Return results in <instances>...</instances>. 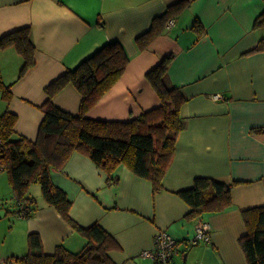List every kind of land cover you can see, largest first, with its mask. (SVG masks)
Wrapping results in <instances>:
<instances>
[{
	"label": "crops",
	"instance_id": "crops-1",
	"mask_svg": "<svg viewBox=\"0 0 264 264\" xmlns=\"http://www.w3.org/2000/svg\"><path fill=\"white\" fill-rule=\"evenodd\" d=\"M263 11L264 0H0V37L29 26L35 47L34 64L21 76L23 57L13 46L0 48V82L10 86L8 101L0 87V113L16 114L15 136L36 139L46 86L105 43L121 42L129 60L87 112L94 119L129 121L160 106L146 73L172 55L166 85L179 87L187 101L162 190L125 165L109 174L78 151L51 168V181L71 201L70 217L82 227L98 223L118 243L109 251L114 263L158 264L142 251L165 230L177 241L173 264H248L242 210L264 205V51H251L264 37V26H254ZM165 12L160 33L140 48L136 37ZM52 101L76 115L81 93L69 83ZM196 177L238 181L230 205L191 214L178 191ZM27 195L35 202L22 216L0 174V264H16L13 257L28 251L29 233L39 235L47 254L59 244L71 251L85 246L86 237L45 202L40 187L31 184ZM200 221L209 223L210 241L191 244Z\"/></svg>",
	"mask_w": 264,
	"mask_h": 264
},
{
	"label": "trees",
	"instance_id": "trees-1",
	"mask_svg": "<svg viewBox=\"0 0 264 264\" xmlns=\"http://www.w3.org/2000/svg\"><path fill=\"white\" fill-rule=\"evenodd\" d=\"M182 4L178 2L174 7ZM168 13L157 16L151 27L136 37L140 48H146L160 33ZM254 26H264V11L255 19ZM29 34V26H24L0 37V48L13 46L23 57L19 76L34 64L35 47ZM251 51H264V37ZM171 57L162 58L146 73L160 98V106L129 121L87 116L126 68L129 58L118 40L105 43L46 86L47 98L41 105L44 115L34 141L15 136L16 114L8 110L0 113V171H6L8 175L17 213L30 215L35 200L27 195L28 188L31 183H40L45 202L55 207L87 239L79 251H71L59 244L54 253L47 254L42 250L39 235L29 233L28 251L13 257L16 264H116L109 256V251L119 247L116 240L98 223L82 227L70 217L71 201L66 192L51 181V168H60L72 152L78 151L88 155L109 174L119 165H125L135 175L149 179L154 191L162 190V180L173 159L177 135L185 126L181 107L187 101L179 87L166 85ZM69 83L81 93L76 115L52 101L53 96ZM0 87L2 98L8 101L10 86L0 82ZM237 182L196 177L193 185L178 191V195L191 206L193 215L220 211L230 205V190ZM242 216L246 232L240 237V244L247 262L264 264V205L246 208L242 210Z\"/></svg>",
	"mask_w": 264,
	"mask_h": 264
},
{
	"label": "built area",
	"instance_id": "built-area-1",
	"mask_svg": "<svg viewBox=\"0 0 264 264\" xmlns=\"http://www.w3.org/2000/svg\"><path fill=\"white\" fill-rule=\"evenodd\" d=\"M168 26L173 24V20L167 22ZM215 99L220 95H214ZM1 165V161H0ZM23 215V214H22ZM210 241V225L208 222L200 221L197 223L195 233L189 243ZM177 241L165 230H159L154 238V247L150 250L142 251V255L151 258L158 264H173V257L176 253Z\"/></svg>",
	"mask_w": 264,
	"mask_h": 264
},
{
	"label": "rangeland",
	"instance_id": "rangeland-1",
	"mask_svg": "<svg viewBox=\"0 0 264 264\" xmlns=\"http://www.w3.org/2000/svg\"><path fill=\"white\" fill-rule=\"evenodd\" d=\"M1 173H3V175H5V177L8 179V175H7V173H6V171H0V174ZM31 184H33V185H37L38 187H40V190H41V185H40V183H31ZM30 184V185H31ZM12 189V188H11ZM41 194H42V190H41ZM43 197V196H42Z\"/></svg>",
	"mask_w": 264,
	"mask_h": 264
}]
</instances>
